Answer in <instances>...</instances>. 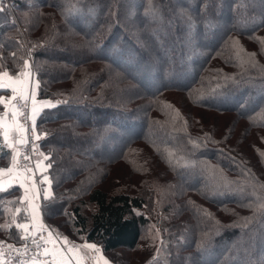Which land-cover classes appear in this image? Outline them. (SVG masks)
<instances>
[{
    "label": "trees",
    "instance_id": "obj_1",
    "mask_svg": "<svg viewBox=\"0 0 264 264\" xmlns=\"http://www.w3.org/2000/svg\"><path fill=\"white\" fill-rule=\"evenodd\" d=\"M2 2L0 75L31 61L59 102L35 120L48 229L106 264H264V0ZM13 158L0 127V170ZM21 198L0 192L14 244Z\"/></svg>",
    "mask_w": 264,
    "mask_h": 264
},
{
    "label": "crops",
    "instance_id": "obj_2",
    "mask_svg": "<svg viewBox=\"0 0 264 264\" xmlns=\"http://www.w3.org/2000/svg\"><path fill=\"white\" fill-rule=\"evenodd\" d=\"M29 71L31 72L30 67L28 68V70H26V72ZM0 77H2L3 82H7L9 78L16 79L8 74H2L0 75ZM29 79L34 85L36 79L32 72H31V77ZM3 89L8 90L9 94L6 97L3 96L4 97L3 102L5 107L3 114L0 116V127L4 132L7 144L9 145V147H11V149L14 150V157H15L18 142L20 139H22L24 135V130L19 121V114L17 109L15 108V101L17 97H21V96L19 93L13 95V92L8 88H3ZM31 94H32V86L30 85L28 89L29 97H31ZM35 99L38 102H44L43 100L38 98V93L36 91V88H35ZM44 107L45 106L40 108L39 114L44 109ZM39 114L36 116L35 119L38 118ZM11 166L12 164L7 169L0 172V179H2L4 182L3 186L0 187V192L6 191L11 186L13 187L16 185L21 188L22 196L24 197L25 195L24 189L23 187H21L17 178L19 175L30 177V179L26 181V184L31 186L33 182L35 183L36 190L38 191V198L36 199L35 203L39 205L40 221L45 226L44 228H48L47 225L45 224V218L42 208L43 200L49 197V196L47 197L45 196V190L50 188V184H48L44 180V177L47 176L46 174L47 166L45 165L44 161H41L38 170L32 173L27 171H14ZM9 169H11L12 171L9 172L8 171ZM27 215H28V220L26 221L25 224L34 225V223L32 222L31 207ZM57 235L58 237L53 241L51 248L47 252V256H50V258L52 259V264H59L61 258L64 261H68L69 264H93V262L96 260V256H99L98 254L101 255V247L96 243H89V242L76 243L68 239L67 241H65L64 240L65 237L61 236L60 234ZM88 244H95L96 248H89L87 247ZM54 248L58 249L59 252L54 254L52 251V249ZM94 253H96V255Z\"/></svg>",
    "mask_w": 264,
    "mask_h": 264
},
{
    "label": "built area",
    "instance_id": "obj_3",
    "mask_svg": "<svg viewBox=\"0 0 264 264\" xmlns=\"http://www.w3.org/2000/svg\"><path fill=\"white\" fill-rule=\"evenodd\" d=\"M57 102V99L51 100V103ZM15 107L19 114L20 124L24 130L23 140L25 142L17 148V157L12 169L14 171H27L32 173L37 170V162L40 163L41 161V149L36 124L33 130L31 99L29 98L26 101L21 97H17ZM28 206L29 203H23V209L25 211H28ZM50 236L51 241L49 239ZM57 237V233L48 228L37 231L35 226L31 225L27 229V233L24 230L21 242L18 244L0 238V264H52V259L50 256H47V252ZM93 264L106 263L103 262L101 256H96Z\"/></svg>",
    "mask_w": 264,
    "mask_h": 264
},
{
    "label": "snow or ice",
    "instance_id": "obj_4",
    "mask_svg": "<svg viewBox=\"0 0 264 264\" xmlns=\"http://www.w3.org/2000/svg\"><path fill=\"white\" fill-rule=\"evenodd\" d=\"M4 10V5L2 0H0V11ZM31 77V72H24L22 73L21 77H18L16 79H12L9 78L7 80V82H3L2 81V77H0V89L3 88H8L13 92V95L19 93L21 98L24 100H28L29 98H31V119H32V125H33V130L35 129V118L36 116L39 114L40 108L43 106H51V101H44V102H38L35 99V88L38 87L39 85V81H35L34 85L32 84V82L30 81ZM32 86V94L31 97H29L28 95V89L29 86ZM0 100H2V98H0ZM59 103V102H57ZM38 138V137H37ZM25 141L23 139H21V143H24ZM11 146V145H10ZM35 147V146H33ZM15 161V157L13 158ZM37 166L39 167V162H37ZM46 167V166H45ZM43 170V169H41ZM3 170H0V172H2ZM9 172H11L12 170L9 169ZM18 182L20 183L21 187H23L24 189V199L29 201V204L31 206V215H32V222L35 225V228L37 231L42 230L45 226L43 225V223L40 221V214H39V205L37 203H35L36 199L38 198V191L36 190V186L35 183L33 182L31 184V186L26 184V181L28 179H30V177L24 176V175H19L18 176ZM44 180L50 184L51 181L49 180V178L47 176L44 177ZM3 180L0 179V187L3 186ZM51 195V191L50 188L45 190V196H50ZM18 227L23 228L25 230V232L27 233V229H28V225L27 224H21L18 225ZM50 241H51V236H50ZM65 241H67V238H64ZM87 247L89 248H96L95 244H88ZM53 253H58L59 250L58 249H52ZM59 264H69L68 261H64L62 258L59 261Z\"/></svg>",
    "mask_w": 264,
    "mask_h": 264
},
{
    "label": "rangeland",
    "instance_id": "obj_5",
    "mask_svg": "<svg viewBox=\"0 0 264 264\" xmlns=\"http://www.w3.org/2000/svg\"><path fill=\"white\" fill-rule=\"evenodd\" d=\"M71 15V14H70ZM147 21H150V20H147ZM150 22H152V21H150ZM152 36V35H151ZM142 48H143V46H141ZM184 62V61H183ZM187 62V60L185 61V63ZM29 67H30V70L32 69V65H31V61L29 62ZM28 67V68H29ZM28 70V69H27ZM31 72L34 74V71L33 70H31ZM34 76H35V74H34ZM21 77V76H20ZM36 91H37V93H38V87L36 88ZM31 99V98H30ZM92 115V114H91ZM93 116V115H92ZM36 121H37V119H35ZM35 124H36V122H35ZM38 133V132H37ZM38 136H39V134H38ZM42 137H44V136H42ZM39 139H40V141H41V136H39ZM111 152H113V151H111V146L110 147H108V150H106V154L105 155H107V156H110L112 153ZM39 166H40V164H39ZM38 168L39 167H37V170H38ZM36 170V171H37ZM35 171V172H36ZM116 186H119V183L118 182H112L111 180L109 181V185H108V187L110 188V187H116ZM21 200H22V207H23V203H29V201L28 200H25L24 199V197L22 196V198H21ZM43 203V202H42ZM29 207V209H28V211H25L24 209V212H26V213H28L29 212V210H30V205L28 206ZM90 211V209H85V213H87L88 214V212ZM27 220H28V216H27ZM61 221V220H60ZM45 224L47 225V223L45 222ZM31 225H28V228L30 227ZM48 227V226H47ZM50 229L52 230V228L50 227ZM23 233H24V230H23ZM22 233V234H23ZM2 238V237H1ZM2 239H4V238H2ZM96 254V253H95ZM131 255V253H129V252H127V251H118V252H115V253H113V254H110V258L111 259H109V258H107L106 257V259L107 260H111L113 263H118V264H124V259H126V257H129ZM99 256H101L100 254H99ZM131 264V263H130Z\"/></svg>",
    "mask_w": 264,
    "mask_h": 264
},
{
    "label": "water",
    "instance_id": "obj_6",
    "mask_svg": "<svg viewBox=\"0 0 264 264\" xmlns=\"http://www.w3.org/2000/svg\"><path fill=\"white\" fill-rule=\"evenodd\" d=\"M23 143H21V139L18 142V146H21Z\"/></svg>",
    "mask_w": 264,
    "mask_h": 264
}]
</instances>
